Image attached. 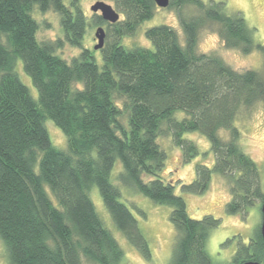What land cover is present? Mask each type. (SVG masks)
Segmentation results:
<instances>
[{"label":"trees","instance_id":"16d2710c","mask_svg":"<svg viewBox=\"0 0 264 264\" xmlns=\"http://www.w3.org/2000/svg\"><path fill=\"white\" fill-rule=\"evenodd\" d=\"M110 1L121 14L117 21L98 13L91 18L105 24L99 64L87 47L68 61L56 52L65 43L81 46L87 21L80 0H69V5L0 0V238L8 264H83L80 254L89 264H120L123 251L96 212L88 194L92 185L116 228L149 258L137 220L109 178L117 158L121 184L170 207L176 233L169 264H212L205 244L221 219L188 215L184 199L161 175L166 160L161 135L180 147L182 163L199 153L185 132L199 131L210 143L213 165L196 163L193 180L182 184L185 190L203 193L216 172L229 184L228 213L244 216L264 198L257 164L241 149L234 124L242 110L264 102V44L254 40V28L241 13H227L222 0H169L183 44L172 26L158 24L144 31L152 48L127 47L122 37L152 17L155 2ZM34 7L58 14L62 36L37 38ZM209 24L217 27L224 47L245 54L259 51L263 71L236 70L215 52L197 51L198 32ZM17 59L36 98L15 71ZM176 111L185 116L176 118ZM47 118L65 135V149L51 143ZM221 129L226 138L218 134ZM259 225L247 243H238L232 264L264 263Z\"/></svg>","mask_w":264,"mask_h":264},{"label":"rangeland","instance_id":"374dc122","mask_svg":"<svg viewBox=\"0 0 264 264\" xmlns=\"http://www.w3.org/2000/svg\"><path fill=\"white\" fill-rule=\"evenodd\" d=\"M62 1L64 4L69 5V0ZM95 1L97 0H80L79 2L87 21L81 46L65 43L61 48L56 49V52L67 61L77 55L81 47H87L95 51L94 55L97 62L99 64L102 63L101 53L98 49H94V44L97 42L94 33L99 26L105 29V24L93 23V20H91L92 15L95 13L91 10V5ZM103 1L113 5L110 0ZM222 1L226 4L227 13L239 12L242 14L247 25L254 28V40L264 44V0ZM190 12L189 10L188 13L190 14ZM32 15L39 22V29L36 33L39 40H54L56 37L62 36L57 13L52 10L41 12L34 7ZM119 16H121L120 13ZM158 24L172 26L177 31L179 42L183 44L184 37L175 10L158 6L155 7L152 17L140 23L134 34L122 37L121 43L127 47L140 45L152 48L151 41L146 38L144 31L147 27ZM216 28L214 24H209L199 30L196 45L197 51L204 53L215 52L236 70L254 69L258 72L263 71V60L259 51L253 50L245 54L238 49L224 47L216 32ZM15 71L22 82L29 88L32 97L36 98L37 90L33 86L30 77L24 72L20 59H17L15 63ZM174 116L180 119L185 114L183 111H176ZM234 124L240 131L238 143L241 149L257 164L260 186L264 191V102H256L252 107L242 110ZM45 126L51 143L59 149H65L66 138L61 129L49 118L45 120ZM218 134L223 138L227 137L225 130H219ZM183 137L192 140L197 145L198 155L191 161L182 163L180 161V147L172 143L170 136L161 135L158 143L166 153V160L161 175L165 180L173 183L174 192L184 199L186 210L190 217L201 218L205 214H211L221 219L218 226L209 230L205 249L211 258L212 264H228L238 243H247L260 222L261 203L256 202L254 205L249 206L244 216L240 213H228L225 209V204L230 198L229 184L222 175L216 172H212L209 186L203 193H193L182 188V184L193 180L196 163H204L211 167L214 161L210 143L204 134L199 131H187L183 134ZM121 170L122 165L117 158L109 178L120 191V201L129 208L136 218L138 228L146 239L150 250L149 258L142 256L139 250L116 228L103 204L97 186L92 185L88 191L102 223L110 230L123 251L120 264H169L176 233L169 220L170 207L158 204L138 190L121 184L118 179ZM50 196L54 200L51 194ZM229 238V242L224 244ZM80 259L83 264H89L81 254ZM0 264H8L5 244L1 238Z\"/></svg>","mask_w":264,"mask_h":264},{"label":"water","instance_id":"95a60500","mask_svg":"<svg viewBox=\"0 0 264 264\" xmlns=\"http://www.w3.org/2000/svg\"><path fill=\"white\" fill-rule=\"evenodd\" d=\"M155 2V5L158 7H167L169 4V0H153ZM91 10L95 13H98L104 20L108 22H115L119 19V12L111 5L110 3H107L103 0H97L91 5ZM95 38L97 39V42L94 45V49H100L103 45L104 41V35L105 31L104 28L99 26L95 30ZM262 216H261V234L264 238V201L262 204ZM240 264H258V262L255 261H246Z\"/></svg>","mask_w":264,"mask_h":264},{"label":"flooded vegetation","instance_id":"af4514ba","mask_svg":"<svg viewBox=\"0 0 264 264\" xmlns=\"http://www.w3.org/2000/svg\"><path fill=\"white\" fill-rule=\"evenodd\" d=\"M263 201H264V198H263V200L260 202L261 203V209H262V204H263ZM261 216H262V211H261ZM258 224H261V219H260V222L258 223ZM257 228V227H256ZM258 232L261 234V225H259V229H258ZM262 235V234H261ZM264 239V238H263ZM249 241V240H248ZM236 250V249H235ZM235 253V252H234ZM234 255V254H233ZM233 255H232V257H233ZM232 257H231V259H230V262L228 263V264H232L231 262H232ZM255 262H257V261H255ZM240 264V263H239ZM258 264H264V263H259L258 262Z\"/></svg>","mask_w":264,"mask_h":264}]
</instances>
